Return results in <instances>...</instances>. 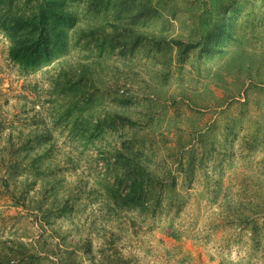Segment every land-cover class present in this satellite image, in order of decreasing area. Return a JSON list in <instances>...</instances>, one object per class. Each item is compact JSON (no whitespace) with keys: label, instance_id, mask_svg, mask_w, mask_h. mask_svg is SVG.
<instances>
[{"label":"rangeland","instance_id":"374dc122","mask_svg":"<svg viewBox=\"0 0 264 264\" xmlns=\"http://www.w3.org/2000/svg\"><path fill=\"white\" fill-rule=\"evenodd\" d=\"M68 8L35 71L0 30V111L31 136L0 166V264H264V0Z\"/></svg>","mask_w":264,"mask_h":264},{"label":"trees","instance_id":"16d2710c","mask_svg":"<svg viewBox=\"0 0 264 264\" xmlns=\"http://www.w3.org/2000/svg\"><path fill=\"white\" fill-rule=\"evenodd\" d=\"M78 1L81 0H0V30L8 39L10 60L25 71H35L63 52L67 46V32L76 23L68 5ZM82 71L84 74L86 69ZM35 128H38V121ZM35 137L36 144L41 142L39 139H47L45 133H36ZM30 141L29 133L25 136L19 127H14L13 121L7 123L5 113L0 111V166L5 169L6 180L19 172L18 167L26 166ZM125 165L124 180L131 195L135 193L138 172L134 162Z\"/></svg>","mask_w":264,"mask_h":264}]
</instances>
